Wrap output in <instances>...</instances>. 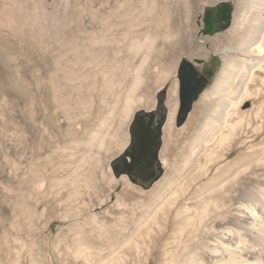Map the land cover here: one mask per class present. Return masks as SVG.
<instances>
[{"label": "rangeland", "instance_id": "rangeland-1", "mask_svg": "<svg viewBox=\"0 0 264 264\" xmlns=\"http://www.w3.org/2000/svg\"><path fill=\"white\" fill-rule=\"evenodd\" d=\"M163 1L158 0L161 7ZM221 2L232 9L231 27L214 35L204 34L205 7ZM114 3L0 0V264H81V235H105L123 213L132 226L141 228L143 236L155 237L165 226L162 215L158 223L150 216L146 219L147 207L160 204L145 195L170 173L180 150L195 137L194 129L206 120L204 114L215 110L216 80L225 54L237 46L234 31L241 13L240 0H198L189 12H185L183 2H176L171 29L159 30L161 37L169 40L161 39L154 45L152 59L138 70L140 85L133 92V75L123 84L128 91L122 92L95 80L96 71L83 59L85 50H96L87 37L109 27L113 33L118 27L120 21L110 15ZM132 25L135 29L133 20ZM177 35L187 36V48L176 46ZM233 49L229 56L235 55ZM113 51L117 49L108 53ZM143 53L135 60L138 65ZM183 58L209 70L211 84L195 102L187 121L177 127V71ZM82 73H89L91 79H81ZM162 89L167 90L170 109L160 151L165 172L150 189H144L126 175L117 177L111 161L129 142L134 113L154 108ZM133 98L138 101L133 102ZM245 101L238 111L253 112L254 101ZM236 118L230 117L229 125ZM214 121V127L228 128L217 117ZM188 128L191 132L186 134ZM178 222L170 221L165 238ZM144 223L152 228H145ZM193 235L208 237L204 231Z\"/></svg>", "mask_w": 264, "mask_h": 264}, {"label": "bare ground", "instance_id": "bare-ground-1", "mask_svg": "<svg viewBox=\"0 0 264 264\" xmlns=\"http://www.w3.org/2000/svg\"><path fill=\"white\" fill-rule=\"evenodd\" d=\"M114 1L110 15L120 21L118 27L109 33L111 28L105 26L103 32L87 37L85 40L96 50H85L83 59L96 71L95 80L122 92L128 91L123 84L133 75V92L140 85L138 70L152 59L154 45L161 39L169 40L161 37L159 30L171 29L173 7L183 2L185 12H189L198 0H164L163 7L158 0ZM239 12L234 31L237 46L232 48L235 55L229 56L232 49L225 52L214 86L218 95L212 103L214 112L204 114L206 120L194 129L195 137L180 150L170 173L145 195L160 204L147 207L146 219L150 216L158 223L162 215L164 228L155 237L143 236L141 228L132 226L123 213L108 226L105 235H81V264H151L152 260L155 264H264V0H240ZM116 33L117 38H112ZM176 38L178 48L189 46L187 36ZM110 49L117 51L108 53ZM142 53L138 65L135 60ZM162 77L159 75V79ZM81 79H91V75L82 73ZM247 99L254 101V111L239 112ZM212 115L228 128L214 127ZM232 116L237 118L229 125ZM236 151L238 154L230 159ZM123 208L127 212L126 206ZM171 220L180 222L165 238ZM147 225L144 223L145 228H149ZM200 231L208 237L193 235Z\"/></svg>", "mask_w": 264, "mask_h": 264}, {"label": "water", "instance_id": "water-1", "mask_svg": "<svg viewBox=\"0 0 264 264\" xmlns=\"http://www.w3.org/2000/svg\"><path fill=\"white\" fill-rule=\"evenodd\" d=\"M233 22L232 9L225 8L221 2L216 6H206L204 14V34L214 35L227 30ZM179 106L176 115L177 127H181L189 118L195 102L211 84V76L199 69L198 65L183 58L178 71ZM167 90L157 93L156 106L152 109H138L133 116L129 129L133 140L111 161V167L117 177L128 176L129 180L144 189H150L164 174V161L160 158L163 145V130L167 123ZM124 161L125 170L116 164Z\"/></svg>", "mask_w": 264, "mask_h": 264}, {"label": "flooded vegetation", "instance_id": "flooded-vegetation-1", "mask_svg": "<svg viewBox=\"0 0 264 264\" xmlns=\"http://www.w3.org/2000/svg\"><path fill=\"white\" fill-rule=\"evenodd\" d=\"M202 71H204L206 74L211 76V74L209 73V70L202 69ZM130 131L131 130L129 129V142H128L127 146L130 145L131 141L133 140V136L130 134L131 133ZM116 164H119V166H117V167L120 170H125L127 168L124 161H122V160L118 161Z\"/></svg>", "mask_w": 264, "mask_h": 264}, {"label": "crops", "instance_id": "crops-1", "mask_svg": "<svg viewBox=\"0 0 264 264\" xmlns=\"http://www.w3.org/2000/svg\"><path fill=\"white\" fill-rule=\"evenodd\" d=\"M174 100H175V99L173 98V100H172V101H173V104H175V101H174Z\"/></svg>", "mask_w": 264, "mask_h": 264}, {"label": "trees", "instance_id": "trees-1", "mask_svg": "<svg viewBox=\"0 0 264 264\" xmlns=\"http://www.w3.org/2000/svg\"><path fill=\"white\" fill-rule=\"evenodd\" d=\"M209 73L211 74V72L209 71Z\"/></svg>", "mask_w": 264, "mask_h": 264}]
</instances>
